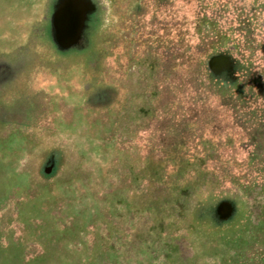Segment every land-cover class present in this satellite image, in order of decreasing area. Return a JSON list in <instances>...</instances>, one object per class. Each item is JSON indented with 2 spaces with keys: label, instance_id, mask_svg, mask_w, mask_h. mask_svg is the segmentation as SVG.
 I'll return each instance as SVG.
<instances>
[{
  "label": "rangeland",
  "instance_id": "374dc122",
  "mask_svg": "<svg viewBox=\"0 0 264 264\" xmlns=\"http://www.w3.org/2000/svg\"><path fill=\"white\" fill-rule=\"evenodd\" d=\"M105 1L63 63L47 0H0V264H264V129L206 68L243 0Z\"/></svg>",
  "mask_w": 264,
  "mask_h": 264
},
{
  "label": "flooded vegetation",
  "instance_id": "af4514ba",
  "mask_svg": "<svg viewBox=\"0 0 264 264\" xmlns=\"http://www.w3.org/2000/svg\"><path fill=\"white\" fill-rule=\"evenodd\" d=\"M113 1L116 0H112V3ZM134 1H136L134 10H137L140 8L141 0ZM228 1L229 3L232 2V0ZM256 1L258 0H254L253 4L245 3L246 0H243L242 5L239 3L238 14H235V18L230 20V23H237L238 34L234 33L235 35H233L230 23L222 32L213 31L211 52L206 62L210 79L228 98L229 102L238 99L240 112L243 113V127L246 130V136H244L251 135L252 139L262 137L260 131L264 129V2L259 4ZM105 2V0H47L48 14L40 23L46 28V33L48 36L50 35L49 38L58 49L56 53L60 61L65 63V60L68 62V60L79 59L87 62L94 55L98 56V52H92V46L102 38L97 29L105 21L104 14L107 11ZM234 2L237 3V0ZM63 8L69 10L79 8L81 10L80 25L84 28L78 44L69 49H63L59 46L52 36L53 24L59 21V11ZM226 9L228 10L229 7ZM216 13V9H213L212 24L214 26L217 23ZM78 49L80 52L77 51ZM0 74L2 75L0 82L5 83V88L6 82L12 76V69L6 66L3 71H0ZM93 96L101 103L109 98V94L101 88H98ZM7 109L9 112L6 110L5 114L9 116L15 111L14 105ZM31 110L27 111L26 116L31 113ZM213 209L220 211V213L230 212L229 218H226L229 221L233 219L236 213V205L229 198L220 199ZM217 213L214 211V217L219 220L221 216Z\"/></svg>",
  "mask_w": 264,
  "mask_h": 264
},
{
  "label": "water",
  "instance_id": "95a60500",
  "mask_svg": "<svg viewBox=\"0 0 264 264\" xmlns=\"http://www.w3.org/2000/svg\"><path fill=\"white\" fill-rule=\"evenodd\" d=\"M58 12V11H57ZM81 10H69L63 8L59 11V21L55 22L52 27V36L54 41L63 49H69L78 44L84 28L80 25L79 15ZM56 19V20H57ZM54 168L52 169L53 172ZM232 212V211H231ZM225 217L230 216V212L223 213Z\"/></svg>",
  "mask_w": 264,
  "mask_h": 264
}]
</instances>
